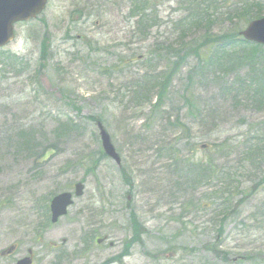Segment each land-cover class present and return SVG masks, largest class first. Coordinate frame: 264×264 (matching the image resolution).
Instances as JSON below:
<instances>
[{
	"label": "rangeland",
	"instance_id": "obj_1",
	"mask_svg": "<svg viewBox=\"0 0 264 264\" xmlns=\"http://www.w3.org/2000/svg\"><path fill=\"white\" fill-rule=\"evenodd\" d=\"M134 1L53 0L0 51V253L18 247L0 264L30 249L35 264H264V102L248 90L264 49L206 44L245 29L244 1L264 17V0H148L143 23ZM78 182L51 225L53 197Z\"/></svg>",
	"mask_w": 264,
	"mask_h": 264
},
{
	"label": "trees",
	"instance_id": "obj_2",
	"mask_svg": "<svg viewBox=\"0 0 264 264\" xmlns=\"http://www.w3.org/2000/svg\"><path fill=\"white\" fill-rule=\"evenodd\" d=\"M134 3H135V6H134L133 10H131V15H138L139 22L143 23V21L148 18V13L151 10L150 2H148V0H135ZM205 4H206V2L204 0V2H203L204 7H205ZM253 5L254 4H247V2L244 1L243 4L240 5L241 6L240 8L234 9L235 13H236L237 17H239L240 21H243L246 24L247 22H249L251 20L259 19L262 17V14H260L258 10H254V8H252ZM204 7H202V8L204 9ZM256 7L258 8L257 5H256ZM204 13L206 14V11L202 10L199 13V15H204ZM191 22H195L194 23L195 28H197L198 24H200L199 21H191ZM136 23H137V21H136ZM239 31H240V28H237V26L236 25L234 26L233 24H230L229 28L226 31L222 32V34L219 35L218 37H216L212 33V31L209 30L207 35L209 37L208 40H210L211 43L207 42L206 44H214L215 49L222 52L223 54H227L230 51V49L234 48V46L241 41L239 39V36H238ZM211 38H213L214 40H211ZM189 47L195 48L196 46L194 43H190ZM189 47L186 45V47H184L182 50H187ZM250 47L251 48L252 47L260 48L257 46H250ZM198 48H200V47H198ZM167 49L174 50L172 47V44ZM174 51L179 52L177 50H174ZM197 57L200 58V56L198 54H197ZM181 61H184V60L180 59L178 62L175 61L173 64V66H174L173 69L167 68L168 70H165V72H164V80L165 81H164V84L161 86L162 89L164 90V92H162L161 94L158 95V99H157L158 101L155 104H153V106H152L154 109L153 112H156L159 109H161L162 104L164 103L165 99L167 98V96L169 94V90H170V87L172 85V80H173L174 76L177 74L179 66L181 65L180 64ZM143 77L144 76H142V78ZM155 81H156L157 85H159L160 78L159 77L155 78ZM156 87H158V86H156ZM248 90L260 98L261 104L264 102V62L261 63V67L254 72V78H253V81L248 84ZM250 101L256 105L255 97H250ZM176 124L178 126L182 125L180 120H178V119L176 120ZM68 125H70V124H68ZM167 126L172 127V123L168 124L166 122L164 126L161 125L160 130L162 128H166ZM64 128L67 129L68 127H64ZM255 152H258V150H256V149L252 150L249 153V155H252ZM214 165H215L214 160L212 158H206V157H205V159L200 160L195 164V166H197L196 168H198L199 171L204 172L208 176H211L214 174V171H213Z\"/></svg>",
	"mask_w": 264,
	"mask_h": 264
},
{
	"label": "water",
	"instance_id": "obj_3",
	"mask_svg": "<svg viewBox=\"0 0 264 264\" xmlns=\"http://www.w3.org/2000/svg\"><path fill=\"white\" fill-rule=\"evenodd\" d=\"M45 2L46 0H37V2L36 3L34 2L32 7L28 9V12L25 13L18 12L16 14L17 19L23 20V19H30L35 17L43 10ZM27 13L29 14L27 15ZM2 33H3V24L0 23V46L7 43L5 34ZM242 35L245 37L246 40L250 42L264 45V19L252 22L247 28V30L242 33ZM100 131H101V139L105 153L109 157L115 159L116 162L119 164L120 163L119 157L116 155L115 150L110 143L109 136L105 133V131L101 127H100ZM82 190L83 187L80 184L76 185L77 196L82 195ZM70 204H71L70 194H62L53 200L51 205L53 223H55L60 217L66 215L67 207L70 206ZM19 264H26V263L21 262Z\"/></svg>",
	"mask_w": 264,
	"mask_h": 264
},
{
	"label": "flooded vegetation",
	"instance_id": "obj_4",
	"mask_svg": "<svg viewBox=\"0 0 264 264\" xmlns=\"http://www.w3.org/2000/svg\"><path fill=\"white\" fill-rule=\"evenodd\" d=\"M32 21H30V22H27V23H19V24H17L16 26H19V25H27V24H30ZM17 249H18V247L17 246H15V248H13V253H15L16 251H17ZM10 256H12V255H7L5 258H9ZM4 258V259H5ZM33 264H34V260H33Z\"/></svg>",
	"mask_w": 264,
	"mask_h": 264
},
{
	"label": "bare ground",
	"instance_id": "obj_5",
	"mask_svg": "<svg viewBox=\"0 0 264 264\" xmlns=\"http://www.w3.org/2000/svg\"><path fill=\"white\" fill-rule=\"evenodd\" d=\"M208 246H209V245H208V244H206L204 248H205V249H207V248H208ZM221 251H222V250L218 249V252H219V253H220Z\"/></svg>",
	"mask_w": 264,
	"mask_h": 264
}]
</instances>
